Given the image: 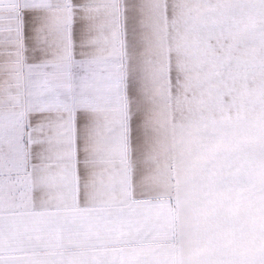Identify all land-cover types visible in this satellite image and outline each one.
<instances>
[{
  "label": "snow or ice",
  "instance_id": "1",
  "mask_svg": "<svg viewBox=\"0 0 264 264\" xmlns=\"http://www.w3.org/2000/svg\"><path fill=\"white\" fill-rule=\"evenodd\" d=\"M0 264H264V0H0Z\"/></svg>",
  "mask_w": 264,
  "mask_h": 264
}]
</instances>
